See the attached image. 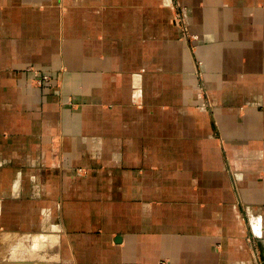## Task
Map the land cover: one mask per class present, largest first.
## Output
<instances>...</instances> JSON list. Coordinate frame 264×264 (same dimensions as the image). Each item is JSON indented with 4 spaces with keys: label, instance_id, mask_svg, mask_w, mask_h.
<instances>
[{
    "label": "crops",
    "instance_id": "1",
    "mask_svg": "<svg viewBox=\"0 0 264 264\" xmlns=\"http://www.w3.org/2000/svg\"><path fill=\"white\" fill-rule=\"evenodd\" d=\"M177 1L0 0V264L264 260V0Z\"/></svg>",
    "mask_w": 264,
    "mask_h": 264
},
{
    "label": "rangeland",
    "instance_id": "2",
    "mask_svg": "<svg viewBox=\"0 0 264 264\" xmlns=\"http://www.w3.org/2000/svg\"><path fill=\"white\" fill-rule=\"evenodd\" d=\"M186 14H187V8L184 5H182L179 1L176 0L175 6H174L172 23L180 29V31L182 33V39L187 41L189 46L192 47L194 50L196 47L195 43L198 40V36L191 34L189 27H188V21H187ZM176 21H177V23L178 22L179 23L177 24ZM197 63L200 64L199 60H197ZM202 92H203L202 96H203L204 100L208 101V103H209L210 99H209V96L207 94V90L204 89V90H202ZM227 165H228V170H230V172H232V174H233L232 163L227 162ZM247 241H248V244H249L250 248L252 249V251H254L256 254H258V256H260L259 259L257 260V264H264V260L261 257L260 244L258 243L257 238L252 234V232L248 236Z\"/></svg>",
    "mask_w": 264,
    "mask_h": 264
},
{
    "label": "built area",
    "instance_id": "3",
    "mask_svg": "<svg viewBox=\"0 0 264 264\" xmlns=\"http://www.w3.org/2000/svg\"><path fill=\"white\" fill-rule=\"evenodd\" d=\"M179 21V20H178ZM176 23H177V21H176ZM179 23V22H178ZM177 23V24H178ZM43 80H49V78H48V76H43Z\"/></svg>",
    "mask_w": 264,
    "mask_h": 264
},
{
    "label": "bare ground",
    "instance_id": "4",
    "mask_svg": "<svg viewBox=\"0 0 264 264\" xmlns=\"http://www.w3.org/2000/svg\"><path fill=\"white\" fill-rule=\"evenodd\" d=\"M189 38V37H188Z\"/></svg>",
    "mask_w": 264,
    "mask_h": 264
}]
</instances>
